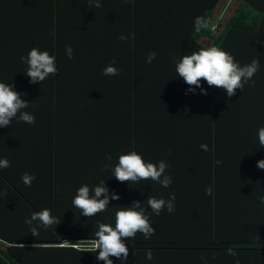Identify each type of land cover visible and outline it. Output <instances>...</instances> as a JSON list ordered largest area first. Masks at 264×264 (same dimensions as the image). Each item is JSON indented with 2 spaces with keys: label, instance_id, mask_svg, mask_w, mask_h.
I'll return each instance as SVG.
<instances>
[{
  "label": "trees",
  "instance_id": "trees-1",
  "mask_svg": "<svg viewBox=\"0 0 264 264\" xmlns=\"http://www.w3.org/2000/svg\"><path fill=\"white\" fill-rule=\"evenodd\" d=\"M89 2L0 0V82L13 84L22 93L21 99L29 102L23 111L35 117L34 124L14 119L4 127L2 151L11 167L0 169V264H104L96 259L98 250L73 246L86 247L93 241L97 221L114 227L115 212L134 201L142 207L146 202L143 208L156 216L157 226L167 227L162 215L152 213L147 198H135L153 190L150 183H124L121 198L110 201L103 215L85 217L72 201L67 203L62 157L56 155V161L46 159L41 164L34 160V146L28 142L33 126L46 125L49 118L55 135L62 127V135L69 126L80 134L88 129L84 136L100 175L96 179L89 175L80 183L94 187L104 181L110 191L117 189L111 168L102 169L106 163H116L115 158L106 160L114 137L124 145L135 143V151L145 148L157 161L170 157L171 150L160 143L181 144L176 147L181 150L177 163L171 159V165L172 173L179 176L177 182L183 181L175 190L183 192L194 190L191 143L207 146L200 166L208 170V179L200 177L195 185L202 191L211 186L213 192L200 194L199 225L172 228L173 240H166L160 231L161 238L158 232L153 239L137 233L134 240L125 241L127 261L110 257L113 264H149L153 262L150 256L158 258V264H235L237 259L239 264H264V204L260 203L264 187L253 172L264 157L257 136L258 128L264 126V59L252 77L254 86L246 83L231 98L223 89L201 81L207 95H201L198 88L197 118L193 123L183 121L181 133L163 135L159 128L152 132L153 122L160 124L161 118L150 115L152 101L158 97L150 83L182 79L175 71L174 57L179 60L201 47L217 46L242 66L252 61L247 60L251 45L257 48L259 42L264 43V0H241L233 14L230 10L236 0H100L99 8L89 7ZM198 16L208 21L200 32L193 24ZM235 32L243 41L229 40ZM120 35L130 38L121 41ZM238 45L247 52L245 59H239L243 53L230 52ZM66 46L73 49L72 59L66 55ZM33 47L55 56L56 76L29 82L21 57ZM152 52L156 57L148 64L145 58ZM111 60L116 61L119 75L105 76L102 69ZM157 106L165 109L166 104ZM244 165L247 174L242 175ZM38 171L44 180L35 177L31 187L25 186L22 174L35 176ZM76 185L78 189V179ZM43 208L51 209L61 222L46 229L41 226L40 234L33 237L24 221ZM66 244L71 245L62 247ZM229 247L237 252L236 257L227 254Z\"/></svg>",
  "mask_w": 264,
  "mask_h": 264
},
{
  "label": "clouds",
  "instance_id": "clouds-1",
  "mask_svg": "<svg viewBox=\"0 0 264 264\" xmlns=\"http://www.w3.org/2000/svg\"><path fill=\"white\" fill-rule=\"evenodd\" d=\"M88 6L99 8L102 4L100 0H90ZM193 24L196 32L208 27V21L202 16L195 17ZM129 38L124 35L118 37L121 41H127ZM65 52L69 59L73 58L71 46H66ZM155 57V52L149 53L145 62L151 64ZM21 61L27 64L25 75L29 78L30 83H41L49 76H56L58 73L55 56L38 47H33L26 57L22 56ZM173 62L177 76L189 86L185 92L186 95L188 92L196 94L197 88L200 89L201 95H207V91L201 86V81H204L209 87L223 89L231 98L236 94L237 89L243 90L246 83L251 82L250 86H254L255 81L252 80V77L260 69L258 59H253L250 63L242 66L232 54L217 46L201 47L199 50L192 51L191 54L181 55L179 60L174 57ZM115 64V60L109 61L102 69V74L105 76L119 75V69ZM21 95L22 93L14 90L13 84L0 82V128L10 126L14 119L27 124L35 123L34 115L23 111L28 108L29 102L21 99ZM257 136L260 146L264 147V126L258 128ZM200 147L202 150H207L206 145L202 144ZM106 160L111 161L112 156L107 155ZM9 167H11V162L7 158H0V169ZM168 167L169 165L164 160H160L158 163L146 162L141 154L135 150H129L118 156L115 165L106 163L102 170L107 171L111 168L113 177L121 183L150 179L159 183L163 188H168L172 184V178L165 175ZM256 167L264 169V159L257 161ZM21 180L25 186L31 187L35 176L25 172L22 174ZM212 192L211 186L205 189L206 195H212ZM110 199L119 200L120 196L114 190L110 191L105 186V182L101 181L94 187L82 184L76 190L72 204L80 210L81 215L94 217L107 210ZM260 203L264 204V196L260 197ZM147 204L156 215L165 209L172 213L175 211V195L170 194L168 200L148 196ZM141 205L139 201H134L130 206L119 208L115 212L114 227L111 224L97 221L98 230L94 233L92 250L95 252L98 250L96 256L98 261H103L104 264H113L110 257L127 261L129 247L125 241L134 240L137 233L143 234L146 239L155 233L149 215ZM24 222L29 226L31 235L35 237L40 234L41 226L46 229L58 225L61 219L54 217L51 209L43 208L40 211H33ZM226 252L230 256H237V252L232 247L227 248ZM200 259L204 260L205 258L201 256ZM235 264H239L238 259L235 260Z\"/></svg>",
  "mask_w": 264,
  "mask_h": 264
},
{
  "label": "crops",
  "instance_id": "crops-1",
  "mask_svg": "<svg viewBox=\"0 0 264 264\" xmlns=\"http://www.w3.org/2000/svg\"><path fill=\"white\" fill-rule=\"evenodd\" d=\"M236 33L237 32L233 33L232 37L229 40H234L237 42L243 41L241 35L239 33L237 34ZM242 46L243 45H238L236 46V49L234 48L230 52L238 51L237 54L243 53L242 55H240L239 59H245L248 55L247 52L244 51ZM255 48L256 45H251V49L253 50H251L250 57H248L247 60L258 59L259 61H261L264 59V43L259 42V46L257 45V48L256 49ZM150 84L155 87L158 95L157 100L152 101L153 112L151 109H149V111L152 112V114L150 115L153 116L154 119L158 116H160L161 118L160 124L153 122L151 126L153 128L152 132H155V129L159 128L160 133H162L163 135H176L177 133H181L183 131L184 128V124H182L183 121L185 122L191 121V123L195 122L197 117H196L195 104H194L196 102L194 101V98L197 96L198 88L196 89V94L188 92V94L186 95L185 92L187 91L189 86L183 81V79H179V78H176L170 83L169 80H167V82L160 84H152V83ZM157 104H161V105L166 104L165 109H163V107L158 108ZM158 109H163V110H158ZM37 112H40L39 106H37ZM49 122H50V118L47 120L46 125L38 122L37 125L33 126V134L28 142L30 144H33L34 146V153H33L34 160H38V161L41 160V164L45 162L46 159L49 162L54 160L56 161V155H60L62 157L61 159H63L64 171L63 173H61V175L64 177L65 184L66 186H68L69 189V192L66 193L67 203L71 204L72 198L77 190L76 179L79 180V187H80L82 185L80 182L82 180H85L89 175L91 177H95L96 179L100 175L98 173L100 170L97 167V162L95 160L94 154L89 152L88 150L89 140L87 139V137L84 136V134L88 131V129H85V131H82L80 134V133L72 132V126H69L68 132L62 135L61 134L63 129L62 127L61 132L60 133L58 132V134L55 135V126L53 122H51L50 124ZM97 139L98 137L92 139L91 142L94 143ZM122 143L123 142L120 140L118 136L113 138V143L111 144V156L112 158L116 159V163H117V158L121 152L126 153L129 150H135V146H136L135 143L129 145H124ZM160 145H166L168 149L171 150L170 157L168 158L166 156L167 159L165 162L169 165V167L166 169L165 175H168L172 178V184L168 188H163L159 183L153 182L150 179L139 181V183H150L153 190L146 191L139 196L136 195L135 198L145 199L148 198V196H151L155 198H163L165 200H168L170 194L175 195V211L169 213L165 209L161 211V213L159 214L163 216V220L167 225L166 228H160L159 226H157V222H155L153 218L156 216L151 213L149 215L148 210H146L147 214L149 215L150 222L152 226L155 228V233L151 235L150 239H153V237L157 236V233L160 231L166 240H173L174 234L172 228H177L178 225L181 226L191 225V224L195 225V223L197 226L199 225L200 194L201 193L203 195L206 194L205 191L198 189V186L195 185V182H199L200 177H204L208 179V170H206L204 165L200 166L204 155L202 149L198 147L200 145L191 143V156H192L191 184L194 185V190L190 192L175 190V187H177L183 181L177 182L179 176L172 173L173 168L171 164L173 163L171 159L173 161H176L175 163H177V155L178 152L181 150H178L176 147L181 144L160 143ZM3 147H4V127L0 128L1 158H4V152L2 151ZM144 149L145 148H142V151H136V152L138 154H141L146 162H152V163L159 162L156 160L155 156L147 155ZM226 155L233 156V153H228ZM227 159L229 161L232 160L230 158ZM238 162L242 163L243 161L240 160ZM244 167L245 170L242 175L247 174L246 166L244 165ZM186 168H188V166H186ZM47 172L49 171L47 170ZM253 172L256 175H258V178L261 182L260 187H264V169H259L255 165V170H253ZM35 177H37L39 180L41 178L42 181L44 180L43 175L39 171L37 174H35ZM112 180L117 185V189L114 192L120 196V193L123 191L121 190V188L122 186H124V183L118 182L115 179V177H113V174H112ZM88 185L90 187H93L92 184H88ZM110 201H116V200H110ZM145 203L143 202L144 208L146 205ZM99 214L103 215V212ZM160 232H159V237H160ZM150 258H152L153 262L151 261L149 264H155V263L158 264V262H156L158 258L151 256ZM163 259L165 260V258Z\"/></svg>",
  "mask_w": 264,
  "mask_h": 264
},
{
  "label": "built area",
  "instance_id": "built-area-1",
  "mask_svg": "<svg viewBox=\"0 0 264 264\" xmlns=\"http://www.w3.org/2000/svg\"><path fill=\"white\" fill-rule=\"evenodd\" d=\"M216 26V25H215ZM213 26L212 29L215 30L216 27ZM89 245L88 246H73L75 249L78 248V249H87V250H92L93 246H92V242L91 243H88ZM71 244H66V245H62V247H70Z\"/></svg>",
  "mask_w": 264,
  "mask_h": 264
},
{
  "label": "rangeland",
  "instance_id": "rangeland-1",
  "mask_svg": "<svg viewBox=\"0 0 264 264\" xmlns=\"http://www.w3.org/2000/svg\"><path fill=\"white\" fill-rule=\"evenodd\" d=\"M240 2H241V0H236L235 5L233 6L232 10H230L231 14H233L236 11V9L239 6ZM221 8H223V6H221L220 9Z\"/></svg>",
  "mask_w": 264,
  "mask_h": 264
}]
</instances>
